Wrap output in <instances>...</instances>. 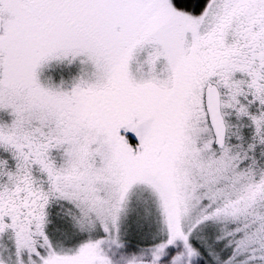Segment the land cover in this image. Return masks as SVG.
<instances>
[{"label": "snow or ice", "instance_id": "obj_1", "mask_svg": "<svg viewBox=\"0 0 264 264\" xmlns=\"http://www.w3.org/2000/svg\"><path fill=\"white\" fill-rule=\"evenodd\" d=\"M0 264H264V0H0Z\"/></svg>", "mask_w": 264, "mask_h": 264}]
</instances>
